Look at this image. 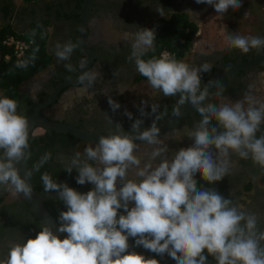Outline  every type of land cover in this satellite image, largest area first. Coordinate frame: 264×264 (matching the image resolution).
Wrapping results in <instances>:
<instances>
[{"label":"clouds","instance_id":"9594fccd","mask_svg":"<svg viewBox=\"0 0 264 264\" xmlns=\"http://www.w3.org/2000/svg\"><path fill=\"white\" fill-rule=\"evenodd\" d=\"M195 2L214 7L221 18L230 9L242 7V0ZM157 11L164 16L162 7ZM156 38L155 28L137 30L130 38L129 60L134 61L136 71L152 89L165 97L179 96L176 111L191 104L200 114L195 128L186 133L192 145L179 148L170 160L155 122L141 130L144 120L136 118L128 132L116 123L114 133L100 136L94 146L86 145L83 153L77 151L63 168L69 174L76 169V183H90L91 190L81 193L47 172L41 175L43 191L58 193V200L66 205V210L59 213L57 231L67 236L61 239L44 224L35 236L12 244L3 264H159L155 257L128 251L129 237L138 247L160 256L167 254L175 264H206L208 256L217 264H264V231L259 230L256 215L234 205L214 188H198L195 180L199 173L212 185L228 176L230 153L250 158L264 168V134L257 136L264 133V103L246 94L235 102L205 104L208 93L207 87L201 90V73L210 72L211 65L192 67L168 53L145 58L149 50H154ZM226 42L229 49L242 54L252 50L264 54V37L236 32L229 34ZM78 47V42L57 43V60H70ZM29 62L22 60L16 67L26 68ZM86 64L81 60L79 68L85 69ZM65 67L69 72L76 71L71 63ZM100 77L97 70L82 71L78 75L83 86L80 91L92 88ZM126 89L119 88L118 94ZM108 104L113 112L121 107L111 97ZM18 106L17 100L0 96V185L13 195L30 199L31 178L51 160L52 153L43 154L23 176L20 174L17 165L26 164L31 151L29 120L18 112ZM146 108L148 104L143 101L140 117L147 116ZM157 109L158 105L150 106L153 114ZM125 115L133 119L127 109ZM136 141L156 146L142 167ZM132 170L134 178H129Z\"/></svg>","mask_w":264,"mask_h":264},{"label":"flooded vegetation","instance_id":"af4514ba","mask_svg":"<svg viewBox=\"0 0 264 264\" xmlns=\"http://www.w3.org/2000/svg\"><path fill=\"white\" fill-rule=\"evenodd\" d=\"M158 6L165 10L164 16L157 11ZM171 13H184L197 27L192 47L181 60L197 68L204 63L211 65L210 72L201 73V90L221 70L240 66L235 71L222 74L207 88L208 99L205 104L235 102L243 99L246 94H251L258 103H264V60L244 66L264 54L256 50L242 54L238 49H229L226 37L237 31L232 27L228 28L226 23L222 24V18L212 6L197 4L195 0H0V28H11L23 33L33 23L43 24L46 34L45 49L51 57L49 65L32 77L35 80H30V85L18 87L15 98L19 104L18 112L28 116L34 108L47 101L43 107H39L40 115L105 136L114 133L116 123L122 124L124 131L128 132L136 118L144 120L141 130L153 122L160 126L176 111L179 96L165 97L152 89L147 79H136L138 72L135 63L129 60L130 38L142 27L149 28L155 19L167 17ZM201 25L203 33L197 39ZM257 26L258 29L255 30V27L252 35L264 37V26ZM200 40L203 44L198 50ZM68 41L78 42L79 47L74 50L70 60L58 61L55 55L56 45H63ZM81 60L87 61L83 70L79 68ZM68 63L76 66V71L69 72L65 67ZM84 70H97L101 77L92 88L80 91L83 86L78 82V75ZM121 87L127 88L122 95L118 94ZM108 97L120 103L121 107L116 112L111 110ZM143 101L148 104L145 109L146 117H140L139 112ZM153 104L158 105L155 114L150 111ZM125 109L133 114L132 120L125 115ZM200 119V114L192 107L160 131V139L169 149L168 159L171 160L179 148L192 145L193 141L186 133L194 129ZM48 131L56 133L50 144L44 145V141L30 143L32 162H38L43 154L51 152V160L41 169L57 182L67 183L81 193L91 190L93 185L90 183H76V169L69 174L63 168L77 151L83 153L86 145L94 146L96 142L41 127H34L30 135L41 137ZM261 132H264V124L261 125ZM261 134L264 133L258 132L257 136ZM136 142L139 144L136 154L142 158V167L148 161V153L156 146ZM229 159L228 176L209 185L197 173V187L214 188L225 198L231 199L234 205L248 213H254L259 230L264 231V168L254 164L250 158L242 159L235 153H230ZM158 162L159 159L153 163ZM134 172L135 170L130 172L129 178H134ZM57 199L44 200V206L58 218L60 211L66 210V205H60ZM41 228L20 195L3 200L0 204V264L7 259L12 244L23 243L27 238L35 236ZM130 242L131 251L142 253L146 258L155 257L159 264H175L167 254L160 256L142 246L138 247L132 237ZM204 254L207 255L206 250ZM211 257L208 256V259ZM207 264L217 262L212 258Z\"/></svg>","mask_w":264,"mask_h":264},{"label":"trees","instance_id":"16d2710c","mask_svg":"<svg viewBox=\"0 0 264 264\" xmlns=\"http://www.w3.org/2000/svg\"><path fill=\"white\" fill-rule=\"evenodd\" d=\"M149 28H155L157 38L154 42V50H149L145 58L151 56L161 57L162 53H168L181 60L191 49L193 37L197 31L196 25L190 22L184 13H171L167 17H159L151 23ZM9 35L30 41L22 56V60L30 61L28 67H16L17 64L12 56L11 49L2 43V40ZM45 38L44 26L41 23H33L23 33L11 28H0V91L3 96L15 99L18 95V87L49 65L51 57L45 49ZM33 54L35 55L34 61L31 60ZM136 79L146 80L139 73H137ZM55 134L52 131H48L41 137L30 135L29 143H42L44 141V145L50 144L52 139L55 138ZM31 159L25 164L27 170L31 169L35 164ZM44 172L43 169H40L31 178L30 183L34 193H44L41 181V175ZM262 180L264 181V177ZM2 201L3 185H0V204ZM58 202H60V205L63 204L60 200ZM49 214L60 224L57 216L54 217L55 214L50 211Z\"/></svg>","mask_w":264,"mask_h":264},{"label":"water","instance_id":"95a60500","mask_svg":"<svg viewBox=\"0 0 264 264\" xmlns=\"http://www.w3.org/2000/svg\"><path fill=\"white\" fill-rule=\"evenodd\" d=\"M264 60V56L257 58L247 64H244V66H249L256 64L258 62H261ZM240 66H233L224 70H221L216 76L207 84V88L211 86V84L217 80L222 74L228 73L235 71L238 69ZM26 82V81H25ZM47 101L40 104L34 110L26 116L29 120V131L33 130L34 127H41L43 129H50L54 131H60V132H66L69 134H72L76 137H79L83 140L90 141V142H97L100 136H105V135H95L83 130H80L74 126L70 125H65L62 123H58L55 121H52L38 113L39 107H43ZM193 106L191 104H186L182 107L179 108V111H175L163 124L158 126L160 128V131L165 129L166 127L170 126L175 120H177L182 114H184L187 110L192 108ZM17 167L20 170V174L23 176L25 172L27 171V168L25 166L24 162H20ZM27 207L29 208L32 217L36 219V221L40 224L41 227L45 225H48L52 228L53 232L56 233L61 239L65 238L67 235L66 233H59L57 229L59 228V224L55 221V219L49 214V212L45 209L43 206V201L46 199L50 198H58V193L56 192H44V193H34L30 199L25 198L22 194L20 195ZM122 212L124 211L121 209ZM126 214V213H125ZM131 237H129V249L128 251H131V242H130ZM214 257H211L206 261V264Z\"/></svg>","mask_w":264,"mask_h":264},{"label":"rangeland","instance_id":"374dc122","mask_svg":"<svg viewBox=\"0 0 264 264\" xmlns=\"http://www.w3.org/2000/svg\"><path fill=\"white\" fill-rule=\"evenodd\" d=\"M257 6L256 8H259L263 11H261L260 13H257V15H260V19L258 18L259 21L262 20L263 22V26H264V0H242V7L239 10L233 11V10H229L224 17L222 18V24H228V28L232 27V29H236V27L239 25L244 26V24H252V29H249L250 32H253V29L255 28V14L254 11L252 10V6ZM258 23H256V29H258ZM227 26V25H226ZM199 30L197 32V39L201 37L202 35V25L199 26ZM245 28V27H244ZM203 40V37H202ZM200 40V44H203V41ZM196 42V41H195ZM200 44H198V50H199V46ZM195 50V49H194ZM35 78V77H34ZM34 78H30L29 80H27L26 82H23L21 85H30V83H32L31 81H34ZM31 80V81H30ZM14 195L6 190L5 186H3V200H8L9 198L13 197Z\"/></svg>","mask_w":264,"mask_h":264},{"label":"built area","instance_id":"2783aa9c","mask_svg":"<svg viewBox=\"0 0 264 264\" xmlns=\"http://www.w3.org/2000/svg\"><path fill=\"white\" fill-rule=\"evenodd\" d=\"M2 43L11 49L12 56L15 63L17 64L18 62L22 61V56L25 50L28 48L30 41L9 35L2 40ZM163 54L165 53H162V55Z\"/></svg>","mask_w":264,"mask_h":264},{"label":"crops","instance_id":"0c3cea01","mask_svg":"<svg viewBox=\"0 0 264 264\" xmlns=\"http://www.w3.org/2000/svg\"><path fill=\"white\" fill-rule=\"evenodd\" d=\"M257 6H252V10L254 11V18H255V21H253V22H255V27H256V23H258V25H262L263 26V22H262V20L261 21H259L258 20V18L260 19V15L258 14L257 15V13H260L261 11H263L262 10V8L261 9H259V8H256ZM245 27V28H244ZM248 28H250V29H252L253 27L252 26H250L249 24H244V26H241V25H239L238 24V26L236 27V29H235V31H237V32H240V33H242V34H251L252 35V32H250V30L248 29ZM204 40V39H203ZM205 44V43H204ZM202 44H200V46H201ZM0 96H3V94H2V92L0 91Z\"/></svg>","mask_w":264,"mask_h":264}]
</instances>
